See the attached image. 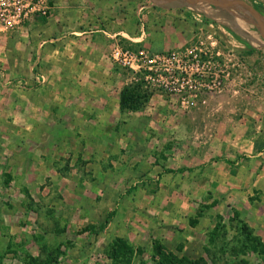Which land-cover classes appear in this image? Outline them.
Masks as SVG:
<instances>
[{
    "label": "rangeland",
    "instance_id": "rangeland-1",
    "mask_svg": "<svg viewBox=\"0 0 264 264\" xmlns=\"http://www.w3.org/2000/svg\"><path fill=\"white\" fill-rule=\"evenodd\" d=\"M56 1L14 0L0 20V264H264V0H104L127 12L118 32L73 34L94 38L113 95L146 99L85 126L44 116L103 71L42 49ZM185 48L208 61L139 58Z\"/></svg>",
    "mask_w": 264,
    "mask_h": 264
},
{
    "label": "crops",
    "instance_id": "crops-1",
    "mask_svg": "<svg viewBox=\"0 0 264 264\" xmlns=\"http://www.w3.org/2000/svg\"><path fill=\"white\" fill-rule=\"evenodd\" d=\"M68 1L66 4H69ZM69 2L71 8L68 9L64 2L56 1V4H59V6H56L57 13H59V16H57L58 19L51 21V18L46 21L44 27L40 28L41 32L45 35L42 43L50 45L43 46L42 49L46 53L55 50L53 47H56L58 49L56 51L60 53L66 54L69 52L71 60L68 61L69 64H65L66 68L75 70L103 68V71L102 73L94 72L92 75L88 74L91 78L90 80L95 83L92 86H87L89 92H85V88L79 87L78 92H72L73 94L70 95H53L47 97V101L51 103L50 107L45 110L46 112L44 111V116L48 115L55 118L68 116L72 123L78 126H85L89 118L95 119L94 116L99 117L106 114V112L120 110L118 108L119 91L114 95L110 92L112 87L110 81L113 79L111 67L107 61H104V58H99L101 54L97 51L99 46L93 43L94 38H91L92 40L90 41H85L80 36H76L78 34H73L74 30L72 29L76 27L77 29L75 31L78 32L80 30L79 32H82L85 31L82 27L87 25L89 21H102V24L106 28L115 29L114 32L116 33L118 32L116 31V22L126 20L127 12L121 11V6H118L117 2H109L110 4L104 0H70ZM250 5L252 6V4ZM66 27L69 30L68 32L71 33L70 36L64 32V30L67 31ZM38 31L40 30L38 29ZM95 36H98V39H100L102 34L95 32ZM68 37L72 39L68 40ZM64 57L66 56L64 55ZM64 59L66 60V58ZM61 62L64 63L62 60L57 63ZM108 69H110L109 72ZM72 84L75 83L72 81ZM84 93L87 94L84 95ZM54 123L60 126L56 121ZM221 160L227 163L232 162V160L225 157Z\"/></svg>",
    "mask_w": 264,
    "mask_h": 264
},
{
    "label": "built area",
    "instance_id": "built-area-1",
    "mask_svg": "<svg viewBox=\"0 0 264 264\" xmlns=\"http://www.w3.org/2000/svg\"><path fill=\"white\" fill-rule=\"evenodd\" d=\"M12 17H19V14L15 11V5H14V0H0V20H7L9 18ZM188 49L185 48V50L182 52L181 56H178L177 54H175V52H170L169 54L165 53H155L152 54L151 56H148L146 54H144L143 52L139 55V58L142 59H147V61H159V60H164V59H180V62L176 63V67H182V70H185V65L190 68L191 65L193 64L194 66H197V64H199V62L203 63L204 61H208V59H200L199 61L193 62V63H188ZM115 54L118 53V51L114 52ZM123 54L126 53V51L122 52ZM157 68H155L156 70ZM159 69V68H158ZM164 70L167 71L168 74L169 73V69L168 68H164ZM181 72V71H180ZM178 74V72L176 73ZM181 78H183L182 74H181ZM187 81L189 80L188 78H185Z\"/></svg>",
    "mask_w": 264,
    "mask_h": 264
},
{
    "label": "trees",
    "instance_id": "trees-1",
    "mask_svg": "<svg viewBox=\"0 0 264 264\" xmlns=\"http://www.w3.org/2000/svg\"><path fill=\"white\" fill-rule=\"evenodd\" d=\"M252 6L256 8L255 4H252ZM145 99H146V94L144 93V91L140 89L138 84L126 85L122 87L118 92V108L120 110H134L140 104H142L145 101ZM182 169L184 168H166V170L168 171H176V170H182ZM151 246H152V249L153 248L157 249L158 247H161V245L155 241H152ZM163 256H164V253H162V256L159 255V260L158 262L156 261L157 264L163 263ZM173 262L174 260L170 261V263H173ZM191 263L193 262L189 260L186 262V264H191Z\"/></svg>",
    "mask_w": 264,
    "mask_h": 264
},
{
    "label": "bare ground",
    "instance_id": "bare-ground-1",
    "mask_svg": "<svg viewBox=\"0 0 264 264\" xmlns=\"http://www.w3.org/2000/svg\"><path fill=\"white\" fill-rule=\"evenodd\" d=\"M253 24L257 27L258 31L260 32L264 40V24L261 23L259 20L253 21Z\"/></svg>",
    "mask_w": 264,
    "mask_h": 264
},
{
    "label": "water",
    "instance_id": "water-1",
    "mask_svg": "<svg viewBox=\"0 0 264 264\" xmlns=\"http://www.w3.org/2000/svg\"><path fill=\"white\" fill-rule=\"evenodd\" d=\"M167 1H181V2H183V1H195V0H167ZM199 1H205V2H207V3H213L214 4V2H213V0H199Z\"/></svg>",
    "mask_w": 264,
    "mask_h": 264
}]
</instances>
